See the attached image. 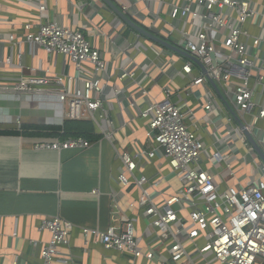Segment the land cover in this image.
Returning <instances> with one entry per match:
<instances>
[{"label":"crops","instance_id":"obj_1","mask_svg":"<svg viewBox=\"0 0 264 264\" xmlns=\"http://www.w3.org/2000/svg\"><path fill=\"white\" fill-rule=\"evenodd\" d=\"M111 1L136 25L178 47L176 30L181 28V21L170 20L168 14L170 4L182 0ZM135 9L139 19L131 14ZM48 21L80 30L107 63L102 76V107L94 113V119H86L92 121L98 139L90 141L87 148L36 149V141L57 136L10 133L22 126H60L66 119L62 105L52 99L35 101L30 94L4 89L20 76L75 74L72 63L62 55L17 43L24 24H31L34 31ZM0 22V132H7L0 133V264H41L40 251L50 238L41 224L53 216L72 223L68 243L58 248L56 264H186L184 259L176 263L169 259L170 239L160 240V230L149 224L137 205L141 190L133 177L126 185L118 181L122 168L118 154L124 151L133 155L153 146L146 137L148 119L140 113L148 103L162 102L165 91L170 90L173 95L168 99L179 102L186 112V124L204 145L198 166L214 174L220 189L246 186L261 174L250 163L244 144L223 142V132L230 127L228 120L232 117L223 101L219 99L214 112L206 115L202 104L206 88H188L189 78L180 74L188 58L140 35L104 0H0ZM9 33L15 36L14 42L6 39ZM193 66L194 74L202 70L195 62ZM86 67V72L91 73ZM123 70L133 71L134 79L118 80ZM209 88L215 98L211 84ZM230 148L234 153L230 162L232 175L226 173L224 163L216 165L208 157L215 150L228 152ZM133 174L147 178L144 187L155 202L181 187L168 161L159 155L140 160ZM183 206L179 214L186 217L190 207L187 203ZM122 219L133 222L138 248L143 253L152 251L154 259L105 249L93 235L85 237L82 232L83 228L105 231L119 225ZM179 239L194 264H206L196 254V248L204 244L203 235L192 241L182 236Z\"/></svg>","mask_w":264,"mask_h":264},{"label":"built area","instance_id":"obj_2","mask_svg":"<svg viewBox=\"0 0 264 264\" xmlns=\"http://www.w3.org/2000/svg\"><path fill=\"white\" fill-rule=\"evenodd\" d=\"M122 8L126 10L127 7L122 5ZM43 9L40 5L39 10ZM131 14L140 18L136 9ZM168 17L172 21H181V28L176 30L179 35L177 46L196 58L202 68L194 74L193 60L188 58L182 63L180 74L189 78L188 88H206L202 103L206 115L214 112L219 99L223 101L235 121L226 110L231 119L228 120L230 127L223 132V142L244 144L250 163H254L255 170L261 175L246 186L220 189L214 174L198 166L204 145L186 124V112L182 111L179 102L168 99L173 93L166 90L162 102L148 103L140 113L148 119L146 137L153 146L133 155L124 151L119 153L122 168L117 179L126 185L132 176L139 186L141 194L137 205L143 209L149 224L160 230V240L170 239L171 261L176 263L184 259L186 264H194L179 236L192 241L201 235L205 241L196 248V254L206 264L264 261V163L245 136V132L251 134L264 154V0H182L170 4ZM31 27L29 23L23 25L17 43H26L31 49L42 48L47 54L62 55L72 63L75 74L20 76L11 87L4 89L16 94H30L35 101L52 99L62 105L66 119H94V113L103 104L102 76L107 69L100 51L78 29L55 21L41 23L34 31ZM6 39L16 40L12 33L7 34ZM86 66L91 73L86 72ZM140 69L144 70V67ZM134 77L135 73L128 70L118 74V80ZM211 81L218 89L217 92L212 86L216 91L215 98L209 92ZM109 136L105 134L106 138ZM90 144L82 137H56L36 141L34 146L36 149L62 150L87 148ZM232 152V148L228 152L215 150L208 157L216 165L224 163V170L232 175ZM157 155L168 161L181 184L178 191L159 202L153 201L144 187L147 178L133 174L140 160ZM185 203L190 209L186 217H182L179 212ZM41 228L50 233L40 251L41 264H56L58 248L68 243L72 223L53 216L44 219ZM82 232L85 237L93 235L105 249L124 251L134 258L144 255L149 260L154 259L152 251L143 253L138 248V238L130 219H122L119 225L109 226L105 231L83 228Z\"/></svg>","mask_w":264,"mask_h":264},{"label":"trees","instance_id":"obj_3","mask_svg":"<svg viewBox=\"0 0 264 264\" xmlns=\"http://www.w3.org/2000/svg\"><path fill=\"white\" fill-rule=\"evenodd\" d=\"M51 132H45V131ZM7 133V132H0ZM10 133L19 135H48L60 138L82 137L87 141H95L98 135L94 132L92 121L86 119H65L60 126L55 127H33L22 126L19 131H10Z\"/></svg>","mask_w":264,"mask_h":264},{"label":"water","instance_id":"obj_4","mask_svg":"<svg viewBox=\"0 0 264 264\" xmlns=\"http://www.w3.org/2000/svg\"><path fill=\"white\" fill-rule=\"evenodd\" d=\"M110 7L111 9L123 20L125 21V23H127L130 27H132L134 30H136L140 35H143L144 37L148 38L149 40L153 41L156 44H159L161 46H164L178 54H181L191 60H193L194 62H196L197 64H199L198 60L192 56H190L189 54H187L186 52L182 51L181 49H179L178 47H175L171 44H168L167 42L159 39L158 37L152 35L151 33H149L148 31L144 30L143 28H141L140 26L136 25L134 22H132L130 19H128L117 7L116 5L111 1V0H104ZM210 84L215 88V90L218 92L217 86L216 84L211 81ZM236 122L243 127V125L239 122L238 118L235 117ZM245 136L247 138L248 143L253 147L255 153L257 154V156L261 159V161L264 163V154L261 150V148L259 147V145L256 143V141L254 140V138L252 137L251 134L245 132Z\"/></svg>","mask_w":264,"mask_h":264}]
</instances>
